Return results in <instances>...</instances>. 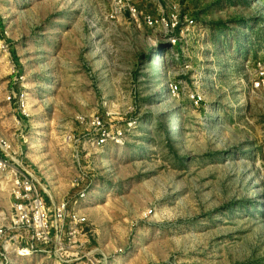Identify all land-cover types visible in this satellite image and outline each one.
Segmentation results:
<instances>
[{"label":"rangeland","instance_id":"1","mask_svg":"<svg viewBox=\"0 0 264 264\" xmlns=\"http://www.w3.org/2000/svg\"><path fill=\"white\" fill-rule=\"evenodd\" d=\"M262 61L264 0H0V224L26 173L84 219L3 264H264Z\"/></svg>","mask_w":264,"mask_h":264},{"label":"built area","instance_id":"2","mask_svg":"<svg viewBox=\"0 0 264 264\" xmlns=\"http://www.w3.org/2000/svg\"><path fill=\"white\" fill-rule=\"evenodd\" d=\"M127 10L132 22L163 29L167 40L173 45L185 37L184 32L188 33L196 28L193 17L180 15L177 3H172L166 11L157 15L139 10L133 5H127ZM178 29L180 33L177 34ZM250 83L253 89H264V61L257 63ZM169 89L175 93L178 89L177 83L170 84ZM191 96L198 104L200 97ZM91 125L97 129L95 143L102 145L109 137V132L99 118L93 119ZM14 188L11 215L7 222L0 224V264L7 261L9 252L23 255L40 250V247L53 242L60 248L62 243L59 238L64 234L67 222L77 223L84 220L76 212L69 210L68 200L47 204L31 174H21ZM68 234L73 236L75 230L72 229ZM23 240L25 245H21Z\"/></svg>","mask_w":264,"mask_h":264}]
</instances>
